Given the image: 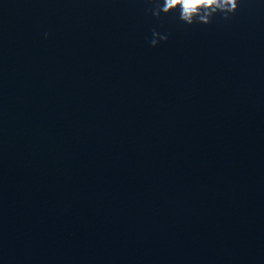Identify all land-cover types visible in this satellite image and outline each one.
<instances>
[{
	"label": "water",
	"instance_id": "obj_1",
	"mask_svg": "<svg viewBox=\"0 0 264 264\" xmlns=\"http://www.w3.org/2000/svg\"><path fill=\"white\" fill-rule=\"evenodd\" d=\"M153 7L0 0V264H264V0Z\"/></svg>",
	"mask_w": 264,
	"mask_h": 264
},
{
	"label": "clouds",
	"instance_id": "obj_2",
	"mask_svg": "<svg viewBox=\"0 0 264 264\" xmlns=\"http://www.w3.org/2000/svg\"><path fill=\"white\" fill-rule=\"evenodd\" d=\"M154 7L149 9L151 14L160 18L178 12L179 20L185 25L211 24L217 15L228 20L239 8V0H150ZM48 35L47 33L45 34ZM169 36L155 30L149 40L151 46L155 47L160 41L166 42Z\"/></svg>",
	"mask_w": 264,
	"mask_h": 264
}]
</instances>
